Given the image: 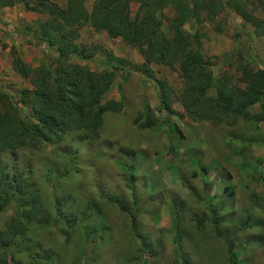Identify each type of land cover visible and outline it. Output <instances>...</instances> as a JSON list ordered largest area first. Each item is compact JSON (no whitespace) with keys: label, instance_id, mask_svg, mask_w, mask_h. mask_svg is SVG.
<instances>
[{"label":"rangeland","instance_id":"obj_1","mask_svg":"<svg viewBox=\"0 0 264 264\" xmlns=\"http://www.w3.org/2000/svg\"><path fill=\"white\" fill-rule=\"evenodd\" d=\"M94 1L86 0L88 11ZM49 2L63 9L67 6V0ZM131 8L134 14L138 10L136 4ZM229 11L225 9L213 21L202 24L187 21L184 29L190 35L196 31L201 35L199 51L209 61L213 77L222 78L227 73L232 85H238V54L250 58L245 47L252 39L258 63L264 68V38L258 39L252 26H242ZM174 15L175 8L168 5L160 16L167 39L173 35L169 23ZM257 16L262 18V12L257 11ZM47 18V13L28 9L22 2L12 7L0 2V97L13 100L23 89L32 88L30 80L13 70L14 50L33 68L55 64L56 51L35 38L36 30H41L39 22ZM76 43L94 45V56L89 61L75 58L71 63L96 74L111 69L106 62L116 66L120 65L118 60L127 63L125 69L132 73L122 84L121 93L117 91L121 78L115 74L101 96L102 103L119 101L122 96L123 110L103 113L100 138L91 147L88 141L78 144L82 132L73 131L61 143L52 141L40 149L26 148L0 157L12 173L25 170L28 176L32 171L34 193L44 212L52 213L55 220L60 215L56 223L53 220L42 229L31 230L18 242L21 251L11 252L16 264H180L183 256L190 258L191 264H230L224 240L231 241L237 262L264 264V122L254 124L239 118L233 123L228 118L209 124L184 117L177 99L184 81L176 64L151 65L153 78L136 72L143 58L135 48L89 26L78 31ZM162 80L167 83L174 113L166 124H161L164 117L157 96ZM24 109L29 111L26 106ZM260 110L259 105L252 108L256 114ZM147 116L157 124H143ZM169 127L175 131L172 137ZM245 137L252 139L250 145L239 141ZM77 146L80 152L75 155ZM120 147L133 154L118 152ZM194 158L198 165L191 164ZM202 166L209 170L206 175ZM66 169L77 172L69 176ZM131 173L135 174L134 183L128 179ZM225 187L234 190L230 201L222 195ZM108 197L120 199L127 210L112 204ZM208 202L219 210L223 238L209 223L197 227L199 221L208 219ZM16 205L0 214V230L15 216ZM11 260L14 262L13 257Z\"/></svg>","mask_w":264,"mask_h":264},{"label":"trees","instance_id":"obj_2","mask_svg":"<svg viewBox=\"0 0 264 264\" xmlns=\"http://www.w3.org/2000/svg\"><path fill=\"white\" fill-rule=\"evenodd\" d=\"M0 2L5 7L22 2L28 9L47 13V20L39 22L41 30H36L35 38L46 43L57 53L55 68L54 65L47 67L46 64L33 68L26 64L15 50L12 52L13 70L22 78L30 80L32 88L23 89L20 96H15L13 100L5 95L0 97V157L7 152L15 153L26 148L40 149L43 144L52 141L61 143L66 134L73 131L82 132L78 144L88 141L91 147L100 138L103 113L106 111L119 113L123 110L122 96L119 101L110 99L105 103L101 102V96L109 89L115 74L121 78V83L117 86V91L121 93L122 84L132 73L125 69L127 64L125 61L118 60L120 65L117 66L106 62L111 69H105L99 74L71 63L75 58L89 61L94 56V45L76 43L78 31L84 26H89L96 33L104 31L107 36L120 38L128 46L135 48L143 58V64L134 66V71H140L150 78L154 77L150 70L151 65L174 67L176 64L184 81L177 98L183 108L184 117L209 124H219L228 118H231L233 123L239 118L254 124L264 122L262 104L264 68L258 63L254 41L249 38L248 46L245 47L250 58L245 59L242 53L238 54L235 63L236 72L240 74V83L232 85V77L227 73H224L222 78L213 77L209 61L205 60L199 51L201 35L197 31L190 35L184 29L187 21H194L197 24L213 21L225 9H229L242 26H252L256 37L262 39L264 0H95L91 11L86 8V0H67L66 9L49 0H0ZM32 2H36V5H31ZM133 4L138 8L135 14L131 8ZM168 5L175 8L176 15L169 23L173 35L167 39L161 31L160 16ZM257 11L262 12V18L257 16ZM108 57L111 60L113 56L109 54ZM166 85L165 81H159L157 91L159 111L164 117L161 124H166L167 118L174 114ZM254 105L261 108L257 114L252 112ZM25 106L29 108L28 112L25 111ZM142 123L146 126L157 124L148 116ZM169 132L171 137L175 135L174 129L170 127ZM171 137L169 154L174 152ZM245 138H239V141L250 145L252 139ZM105 144L112 146L113 142H104ZM79 152L77 146L74 154L77 155ZM118 152L133 154V151L121 147ZM109 157L112 158L113 155ZM196 160L198 159L194 158L191 162L193 166L199 164ZM200 169L204 175L209 171L205 166ZM24 171L12 173L0 158V214L13 203L17 204L15 216L7 221L6 228L0 230V264L18 263L13 253L11 255L13 249L21 251L16 246L18 242L24 240L31 230L42 229L55 220L52 213L44 212L41 200L34 193L36 184L33 172L29 171L28 176H25ZM76 172L77 169L76 171L66 169L69 176ZM195 175L196 172L192 173L190 178ZM128 179L134 183L135 174H129ZM233 191V188L225 187L222 195L230 201ZM107 199L123 211L127 210L120 199L112 197ZM209 202L206 206L207 209L210 207L207 210L208 219L199 221L201 224L197 227L199 229L209 223L214 228V233L223 238L219 210L213 209ZM173 203L175 204V199ZM174 214L177 215L176 210ZM178 218L176 216V219ZM179 238V234L176 233V242ZM224 241L227 244L230 264L240 262L244 264L243 261H236L231 241ZM180 264H191L190 258L183 256Z\"/></svg>","mask_w":264,"mask_h":264}]
</instances>
